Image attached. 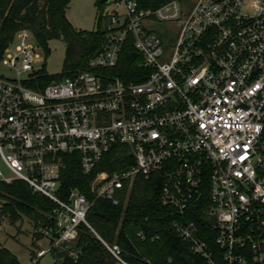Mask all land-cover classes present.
Returning a JSON list of instances; mask_svg holds the SVG:
<instances>
[{"label":"built area","instance_id":"obj_1","mask_svg":"<svg viewBox=\"0 0 264 264\" xmlns=\"http://www.w3.org/2000/svg\"><path fill=\"white\" fill-rule=\"evenodd\" d=\"M100 4L110 8L97 13L103 38L85 70L40 85L44 53L27 30L0 59L11 73L0 75V183L22 181L53 205L54 228L34 232L47 245L28 264L46 255L56 263L61 252L76 259L81 226L127 264L87 223L84 194L58 196L62 155L76 154L87 175L115 146L133 163L97 173L94 200L117 206L138 176L157 174L160 204L176 212L170 228L193 254L205 264H264V0ZM129 45L142 81L116 75ZM200 204L214 249L186 219Z\"/></svg>","mask_w":264,"mask_h":264},{"label":"trees","instance_id":"obj_2","mask_svg":"<svg viewBox=\"0 0 264 264\" xmlns=\"http://www.w3.org/2000/svg\"><path fill=\"white\" fill-rule=\"evenodd\" d=\"M70 1L0 0V59L14 35L18 31L27 30L43 50L44 58L48 54L49 41L61 40L65 43L61 74L48 75L42 67L36 78L40 85L60 81L77 71L85 70L88 61L100 48L103 38L102 20L97 14L93 30L74 29L65 16ZM168 1L171 0H139V4L142 8L155 9ZM95 6L97 10H102L99 1ZM123 59V72H116V75L125 81H142L144 77H135V73L140 71V60L130 45L126 47ZM126 150L115 146L87 175L82 173L76 154L62 155L58 196L66 200L70 189H77L84 194L92 203L86 214L87 223L106 244H116L120 248L121 258L127 264H205L200 256L192 253L189 243L171 230L170 223L176 218V212L160 204L159 175L152 174L147 179L138 176L129 192L120 193L117 206L93 199L89 185L97 173L105 171L111 174L133 163L130 157L116 155L118 151ZM200 208L201 204L188 210L186 219L192 220L202 233L206 231L209 245L214 249L213 235L206 230L200 218ZM52 209L53 205L46 198L33 194L22 181L17 180L8 185L0 183V221L6 219L10 225H15L25 217L32 223L34 231L54 228ZM41 238L40 233H34V242ZM70 248L78 251L77 258L70 259L65 252L57 253L54 264H116L100 240L85 226L80 227ZM0 264H19L16 257L2 245ZM34 264H39V260Z\"/></svg>","mask_w":264,"mask_h":264},{"label":"rangeland","instance_id":"obj_3","mask_svg":"<svg viewBox=\"0 0 264 264\" xmlns=\"http://www.w3.org/2000/svg\"><path fill=\"white\" fill-rule=\"evenodd\" d=\"M99 0H71L65 16L71 26L76 30L91 31L95 27L97 10L95 3ZM196 0H182L183 6H191ZM110 7H103L102 10ZM101 10V11H102ZM48 54L44 58L43 67L48 75H59L63 69L65 56V43L61 40L48 42ZM42 57V55H40ZM40 65V64H39ZM38 65V66H39ZM0 75L11 76V73L0 66ZM34 229L32 223L23 217L15 225H10L8 220H3L0 232V245L9 250L17 259L19 264H28L30 255L40 246L46 247V239L34 242ZM34 242V245L32 243ZM39 264H54L50 255L39 259Z\"/></svg>","mask_w":264,"mask_h":264},{"label":"water","instance_id":"obj_4","mask_svg":"<svg viewBox=\"0 0 264 264\" xmlns=\"http://www.w3.org/2000/svg\"><path fill=\"white\" fill-rule=\"evenodd\" d=\"M100 3H107V0H100Z\"/></svg>","mask_w":264,"mask_h":264}]
</instances>
